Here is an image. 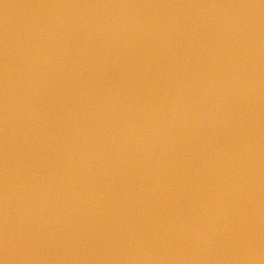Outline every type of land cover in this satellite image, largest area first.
Listing matches in <instances>:
<instances>
[{"label": "water", "instance_id": "95a60500", "mask_svg": "<svg viewBox=\"0 0 264 264\" xmlns=\"http://www.w3.org/2000/svg\"><path fill=\"white\" fill-rule=\"evenodd\" d=\"M6 148L9 264H264V0H0V264Z\"/></svg>", "mask_w": 264, "mask_h": 264}, {"label": "clouds", "instance_id": "9594fccd", "mask_svg": "<svg viewBox=\"0 0 264 264\" xmlns=\"http://www.w3.org/2000/svg\"><path fill=\"white\" fill-rule=\"evenodd\" d=\"M246 7V6H241ZM5 85L7 87V71L5 73ZM7 94L5 95V135L7 137V125H8V108H7ZM230 107V105H229ZM219 110V106H218ZM236 126L238 127V122H236ZM9 253V240H8V186H7V148L5 149V240H4V261L9 264L8 259Z\"/></svg>", "mask_w": 264, "mask_h": 264}]
</instances>
